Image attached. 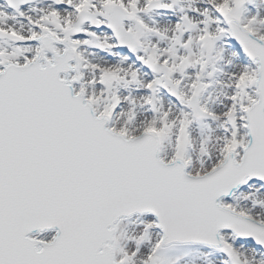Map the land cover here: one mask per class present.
Masks as SVG:
<instances>
[{
    "label": "snow or ice",
    "instance_id": "6c2138e0",
    "mask_svg": "<svg viewBox=\"0 0 264 264\" xmlns=\"http://www.w3.org/2000/svg\"><path fill=\"white\" fill-rule=\"evenodd\" d=\"M0 264H264V0H0Z\"/></svg>",
    "mask_w": 264,
    "mask_h": 264
}]
</instances>
